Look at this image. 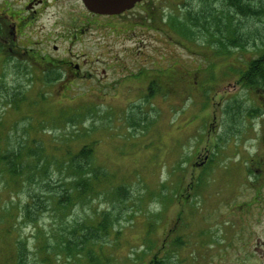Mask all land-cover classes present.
<instances>
[{"label": "rangeland", "instance_id": "374dc122", "mask_svg": "<svg viewBox=\"0 0 264 264\" xmlns=\"http://www.w3.org/2000/svg\"><path fill=\"white\" fill-rule=\"evenodd\" d=\"M151 1L152 18L137 23L139 45L108 33L107 53L83 57L86 65L78 57H70V70L19 57L14 64L0 54V133L29 138L31 149L42 146L62 160L86 145L93 167L108 173L98 194L65 209L40 193L45 208L33 209L32 220L24 190L33 183L38 194L46 181L57 190L65 172L18 181L0 169V264H90L86 251H68L69 241L112 202L110 233L93 247L101 264L163 257L164 230L178 210L186 220L178 231L193 230L200 240L211 211L226 207L237 161L255 158L257 141L245 133L264 88V0H239L237 8L230 0ZM115 186L126 194L121 201L109 192ZM170 254L178 264L189 253Z\"/></svg>", "mask_w": 264, "mask_h": 264}, {"label": "flooded vegetation", "instance_id": "af4514ba", "mask_svg": "<svg viewBox=\"0 0 264 264\" xmlns=\"http://www.w3.org/2000/svg\"><path fill=\"white\" fill-rule=\"evenodd\" d=\"M151 2L141 0L120 13L105 14L88 8L84 0H1L0 54L14 57V64L19 57L29 65L41 61V66L70 70L76 63L70 57H78L86 65L83 57L107 53L108 33L124 35L126 41L139 45L137 23L152 18ZM137 9L140 13L132 14ZM133 55L138 56V51ZM74 69L80 75V65ZM260 92L255 110L246 116L250 134L245 133L257 141V153L255 158L237 161L239 165L229 173L228 197L222 201L226 207L211 211L215 212L210 214L212 224L204 221V215L200 218L205 222L201 230L206 229L200 240L193 230L178 231L180 222L186 221L184 208L164 230L163 248L170 250L169 244L179 240L183 244L179 249L189 253L178 264H264V88Z\"/></svg>", "mask_w": 264, "mask_h": 264}, {"label": "trees", "instance_id": "16d2710c", "mask_svg": "<svg viewBox=\"0 0 264 264\" xmlns=\"http://www.w3.org/2000/svg\"><path fill=\"white\" fill-rule=\"evenodd\" d=\"M232 2L231 7L237 8L239 0H230ZM234 2V3H233ZM240 6V5H239ZM228 7V6H226ZM241 10V9H240ZM226 14L224 16L218 17L221 21L225 20ZM193 19H196L194 17ZM219 20V22H220ZM193 21V20H191ZM195 22V21H194ZM233 32V31H231ZM229 35V33H228ZM227 39L226 37H221L222 40ZM229 40H231L229 38ZM237 48V40L232 41V46ZM253 73L256 72V69H251ZM250 83L254 84L253 80H249ZM12 107V104H10ZM14 110L17 109L16 105L13 107ZM32 141H29V138L21 137L14 138L11 137L8 133H0V169L2 170V175L5 177H12L14 180L29 181L32 177L36 180L41 179L45 180L49 175L48 172L52 169V172L55 171H64V179L62 185L59 189L55 190L53 185L48 181L39 185L40 192L35 193V190L31 187V184L28 185V190H24L28 199L31 201L26 205V214L28 219H34L32 210H44L45 206L41 203L40 193L47 198V201H50L51 207H58L65 209L70 205L71 202L77 201L80 202L83 200L87 194H98V182L102 177H106L108 173H102L98 168H94L91 163V149L88 146H83L79 148V151H70L65 152L67 157L65 160L60 159L57 154H48L46 148L36 145L35 149L30 148L29 144ZM39 142V141H38ZM37 142V143H38ZM88 171V174H85V171ZM38 182V181H37ZM22 181V185H23ZM112 194L113 198H116L118 201H121L126 194L123 193L122 186H115L112 190L109 191ZM116 202H112V208L110 211H104L101 215L94 217L100 219L96 224L93 219L92 224L87 221L88 225H85L84 230L81 228V231L73 236V239L69 241L70 245L68 246V251L73 253L76 252H87V257L90 264H101V259H98V256L95 254L93 247L96 243L100 241V236L110 233L112 227L111 221L113 217V212L117 209L114 207ZM84 224V223H83ZM154 225V224H153ZM78 225L75 227L77 228ZM149 231L152 232V227H149ZM148 231V232H149ZM76 234V230L73 231ZM81 241V242H80ZM79 242V243H78ZM156 244L149 246L148 248L156 247ZM182 243L179 240L174 241L170 244L169 248L164 247V256L159 257L158 254H155L154 259L143 264H174V257L169 253L172 250L179 249L182 247Z\"/></svg>", "mask_w": 264, "mask_h": 264}, {"label": "water", "instance_id": "95a60500", "mask_svg": "<svg viewBox=\"0 0 264 264\" xmlns=\"http://www.w3.org/2000/svg\"><path fill=\"white\" fill-rule=\"evenodd\" d=\"M88 8L93 11L114 14L132 8L141 0H84Z\"/></svg>", "mask_w": 264, "mask_h": 264}]
</instances>
